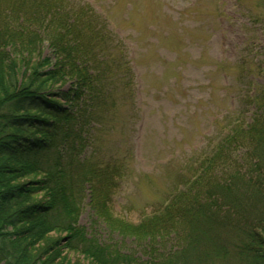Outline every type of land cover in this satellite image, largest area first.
<instances>
[{
	"label": "trees",
	"instance_id": "1",
	"mask_svg": "<svg viewBox=\"0 0 264 264\" xmlns=\"http://www.w3.org/2000/svg\"><path fill=\"white\" fill-rule=\"evenodd\" d=\"M87 11L80 0H0V264H72L65 251L89 264H264V86L251 98L245 90L252 122L240 113L192 160L195 179L138 223L116 217L121 171L97 157L92 124L124 126L109 70L128 102L134 73L127 62H96L104 35L88 29ZM45 43L52 56L41 57ZM240 137L242 169L227 159ZM88 206L104 232L134 247L81 224Z\"/></svg>",
	"mask_w": 264,
	"mask_h": 264
},
{
	"label": "rangeland",
	"instance_id": "2",
	"mask_svg": "<svg viewBox=\"0 0 264 264\" xmlns=\"http://www.w3.org/2000/svg\"><path fill=\"white\" fill-rule=\"evenodd\" d=\"M80 1L92 8L84 15L88 29L104 35L94 43L96 62H127L134 73L128 102L119 73L109 70L124 126L108 131V125L92 124L98 131L92 134L102 148L97 157L103 166L109 163L121 171L113 199L115 216L138 223L171 190L197 177L190 169L192 160L207 151L211 139L224 136L240 113H247V120L252 116L253 101L243 99L246 88L251 98L264 86V0ZM45 33L43 28V39ZM44 45L41 57L52 56ZM261 98L264 105V95ZM247 142L238 138L227 158L238 162L239 169L245 163L239 145ZM252 152L256 162L259 154ZM93 216L88 206L81 224L101 231L109 245L134 247L133 240L104 232ZM52 236L66 244L65 236ZM63 256L72 264H89L76 252L65 251Z\"/></svg>",
	"mask_w": 264,
	"mask_h": 264
}]
</instances>
